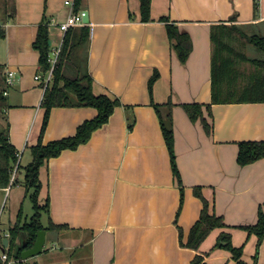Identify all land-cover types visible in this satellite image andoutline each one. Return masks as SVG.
I'll list each match as a JSON object with an SVG mask.
<instances>
[{
	"label": "crops",
	"instance_id": "0c3cea01",
	"mask_svg": "<svg viewBox=\"0 0 264 264\" xmlns=\"http://www.w3.org/2000/svg\"><path fill=\"white\" fill-rule=\"evenodd\" d=\"M67 1L75 4L0 0L5 25L0 36V131L21 153L22 167L33 159L45 116V84L36 79L44 73L34 42L46 19L51 52L60 46L53 45L54 36L60 42L65 36L62 25L72 10ZM254 1L152 0V19L147 22L141 18L140 0L82 1L81 10L89 13L93 91L118 98L121 105L88 142L62 151L42 168L39 201L50 199L42 222L66 227L47 232L40 254L44 256L27 263L193 264L200 256V264H239L231 251L216 247L226 232L235 247H243L240 264H255L259 238L244 227L255 225L264 209V158L242 166L238 155L240 142L264 141V102L212 103L211 38L214 24L233 17L241 25L262 26L264 0H259L257 14ZM161 17L190 36L193 48L185 63ZM10 70L15 82L5 95L1 91ZM169 102L180 181L153 105ZM185 104L202 105L203 117L193 121ZM97 115L94 107L53 108L43 143L74 136ZM202 118L212 126L211 133ZM20 174L9 188H0V210L6 193L15 191L9 222L2 227L0 218V264H6L1 259L8 253L4 240L17 222V207L28 197L24 169ZM197 191L209 202L211 213L223 217L225 227L211 231L199 249H193L183 242H188L204 207ZM58 248L64 254L60 249L54 253ZM256 264H264V240Z\"/></svg>",
	"mask_w": 264,
	"mask_h": 264
},
{
	"label": "trees",
	"instance_id": "16d2710c",
	"mask_svg": "<svg viewBox=\"0 0 264 264\" xmlns=\"http://www.w3.org/2000/svg\"><path fill=\"white\" fill-rule=\"evenodd\" d=\"M83 0H75V10H81ZM152 0H140L141 18L144 22L151 21ZM260 1H254L255 13L259 11ZM161 21L167 23V29L171 40V45L177 52L182 62H186L193 48V43L187 33L181 32L177 25L170 23L167 17H161ZM233 17L231 22H234ZM241 33L254 44V46L264 53V35L254 33L246 34L235 25L219 23L212 26L211 38L213 43L212 54V103H236V102H264V59L253 58L236 50L232 44L233 34ZM5 31L0 27V36H4ZM51 37L49 24L45 19L38 28L37 38L34 47L40 52V65L44 74H47L52 64L49 61L51 52ZM90 44V26L84 24L80 27H70L63 38L60 53L53 70L51 82L45 89L43 97V107L45 116L43 120L39 142L32 148V161L25 167L19 162V151L10 142L8 134L0 131V188H9L16 182L13 180L15 169L17 174L24 169V185L26 195L32 200L36 213L30 220L24 217L21 208L18 219L14 227L9 231L8 255L10 258L22 259L23 250L34 245L38 232L42 229L57 231L65 228V225H57L52 221L46 226L42 222L43 212L49 210L50 199L48 198L43 205H40L39 197L43 188L41 180V170L53 157L59 156L66 149H77L81 144L89 141L94 131L107 123L115 108L121 105L118 98H111L108 95H97L93 91V77L88 69V53ZM84 50L85 56H79ZM239 61L250 62L257 71L248 77L240 70ZM70 70L72 72L70 74ZM159 73L152 76L149 82L150 89L158 78ZM242 80L247 84L241 86ZM243 90L242 95H237L235 91ZM4 97V96H3ZM1 96V98H3ZM157 110L162 125L165 140L167 142L175 176L181 180L180 172L176 162L175 154V135L173 125V104L153 103ZM94 107L98 110V115L90 120H86L78 127L74 136H69L59 140L43 143V135L47 129L51 111L56 107ZM184 108L189 113L193 121L203 117L202 105L185 104ZM211 114V105H207ZM205 129L211 133L212 126L202 118ZM238 162L242 166L253 163L264 158V141H243L239 143ZM18 166V167H17ZM203 201L204 207L199 220L192 227L188 242L183 244L193 249H199L206 237L216 228L225 227L224 219L215 212L211 213L209 202L203 198L200 191L196 192ZM250 234L258 236V247L255 255V264L258 260L260 246L264 240V209H260L258 221L255 225L245 226ZM25 245V246H24ZM218 248L231 251L234 259L239 261L243 255V247H235L229 233L223 232L218 237ZM201 257L197 256L193 264H200ZM21 264H30L24 260Z\"/></svg>",
	"mask_w": 264,
	"mask_h": 264
},
{
	"label": "rangeland",
	"instance_id": "374dc122",
	"mask_svg": "<svg viewBox=\"0 0 264 264\" xmlns=\"http://www.w3.org/2000/svg\"><path fill=\"white\" fill-rule=\"evenodd\" d=\"M227 23H228V25H235V26L239 27L243 32H246L247 36L252 35L254 33H259L260 35H264V24H262V26H261V25H241V24H238L235 22H227ZM233 37H235V38H233L231 42L237 51L242 52L243 54L250 56V57H253V58L264 59V53L261 52L260 50H258L254 46V44L251 43L246 38V36L242 37L241 33L235 32L233 34ZM54 39L55 40H54L53 45H55V44L59 45L60 43L62 44V42H60L61 40L59 41V38L56 35L54 36ZM84 54H85L84 50H81L79 56L84 57L85 56ZM238 66H239L240 70L246 75L245 77H248L247 79H249V76L251 73H255L257 71V68L253 64H251L250 62L239 61ZM71 74H72V72L70 70L69 75H71ZM239 84H241V86H244L247 84V81L242 80ZM6 89H7V86L5 84L2 87L1 93H4V91ZM242 92H243V90H241V89L239 91H235V93L237 95H242ZM25 162H26V160L24 159L23 163H25ZM19 177H21L20 172L15 177L16 181L18 180ZM14 196H15V191H13L12 193L10 191H8L5 195L3 202H2V206H1V210H0V218L2 221L1 222L2 227H3L4 223L9 222V216H11L10 209H11V207H13ZM44 203H45V201L43 203H40V205H43ZM21 208H23L24 217H27L28 220H30L31 217L36 213L30 196L25 198L22 201V203L20 202V204L17 207V211L19 212V210H21ZM43 217H44L43 220L45 221V216H43ZM7 225H9V224H7ZM59 249H60V251H63L62 248H58V249H55L54 253L60 252ZM1 253H2V251L0 250V255H1ZM85 253H89L88 250H85ZM63 254H64V251H63ZM42 255H39L37 257H32L30 259H31V261L34 260V258H37L38 260H40ZM32 263H34V261H32ZM43 264H47V263H43Z\"/></svg>",
	"mask_w": 264,
	"mask_h": 264
},
{
	"label": "built area",
	"instance_id": "2783aa9c",
	"mask_svg": "<svg viewBox=\"0 0 264 264\" xmlns=\"http://www.w3.org/2000/svg\"><path fill=\"white\" fill-rule=\"evenodd\" d=\"M68 5H71L72 10H71V14L70 17L68 18L67 22H65L62 25V28L64 29V31L66 32L70 27H75L78 25H83L84 23V16H85V11L83 10H79L76 11L75 10V4L73 2L67 1ZM4 23L3 21L0 19V27H4ZM60 49H61V45L56 48L54 51H52L49 55V61L52 64V67L50 69V71L47 74H44V77H41L40 75L36 76V79H40L42 78L45 84V89L48 86V84L51 82L52 80V76H53V70L55 67V64L57 62L59 53H60ZM14 75L15 72L14 71H8V75L6 76V86L7 88L11 85L14 84L15 79H14ZM5 95H8V89H6L4 91ZM18 157H19V162H20V157H21V153H18ZM18 167V166H17ZM17 172V168L15 169L14 174ZM15 175H13V180H14ZM8 236V235H7ZM2 261H4L6 264H21L24 260L22 259H15V258H10L8 253H4L1 257Z\"/></svg>",
	"mask_w": 264,
	"mask_h": 264
},
{
	"label": "water",
	"instance_id": "95a60500",
	"mask_svg": "<svg viewBox=\"0 0 264 264\" xmlns=\"http://www.w3.org/2000/svg\"><path fill=\"white\" fill-rule=\"evenodd\" d=\"M84 23L85 24L89 23V13H88V11H85ZM46 239H47V231L44 230V229L40 230L38 232V236H37V239H36L34 245L32 247H30V248H27V249L23 250V252H22L23 260H28L29 258L35 257L37 255H40L44 251V246H45V243H46ZM8 242H9V239L7 237L4 240L5 246H8Z\"/></svg>",
	"mask_w": 264,
	"mask_h": 264
}]
</instances>
